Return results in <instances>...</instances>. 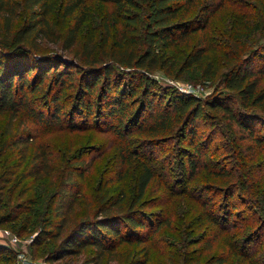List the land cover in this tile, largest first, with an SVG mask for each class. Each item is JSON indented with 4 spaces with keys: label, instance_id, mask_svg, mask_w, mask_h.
I'll return each instance as SVG.
<instances>
[{
    "label": "rangeland",
    "instance_id": "374dc122",
    "mask_svg": "<svg viewBox=\"0 0 264 264\" xmlns=\"http://www.w3.org/2000/svg\"><path fill=\"white\" fill-rule=\"evenodd\" d=\"M134 1L135 7L86 3L97 18L116 14L123 23L128 17L132 22L124 33L134 41L131 47L141 51L149 5ZM195 2L212 11L205 32L212 44L207 60L186 63L197 32L166 50V68L115 65L120 87L132 86L136 93L123 98L113 116L107 117L105 102H99L101 85L92 98V115L77 111L81 101L75 68H67L69 81L58 100L62 118L54 117L50 104L51 74L40 95L28 94L18 109L0 111V228L20 239L17 246L0 245L6 249L0 264H19L21 257L27 264H264V113L243 107L237 93L226 87L231 71L249 68L258 72L264 88V0ZM19 15L12 32L24 20ZM55 22L63 35L66 27ZM101 30L97 21L86 25L69 50L61 41L39 36L26 46L37 57L56 56L76 65L90 55L98 59L97 66H111V39L105 40ZM86 39L91 40L87 53ZM144 76L150 80L153 111L169 114L165 124L154 125V113L145 110ZM187 96L202 102L200 118L192 125L187 119L194 103L181 114L172 106L186 103ZM215 103L221 108L215 109ZM231 111L249 121L255 141L234 123ZM143 164L152 169L153 179L138 198L136 177ZM69 177L78 193L57 238V190ZM128 210L140 214L146 225L139 235L107 242L104 249L87 247L57 256L61 239L79 221Z\"/></svg>",
    "mask_w": 264,
    "mask_h": 264
},
{
    "label": "trees",
    "instance_id": "16d2710c",
    "mask_svg": "<svg viewBox=\"0 0 264 264\" xmlns=\"http://www.w3.org/2000/svg\"><path fill=\"white\" fill-rule=\"evenodd\" d=\"M97 1L112 3L118 7L136 6L134 0ZM195 1L147 0L149 9L139 46L142 50L138 51L131 47L134 41L123 30L131 26L132 21L128 17H126L128 20L123 22L124 24L118 20L116 14L109 15L108 18L102 16L97 18V14L91 9L92 5L87 4L86 0H0V37L3 34V38L0 40V111L18 109L22 102L29 100L28 94L31 96L40 95L48 74H51L48 89L54 90V95L50 104L54 107V117L62 118L63 115H60L62 109L59 107L58 100L63 96L67 87L66 82L69 81L67 68H75L79 74L78 97L81 101L77 111L84 112L86 118L92 115L94 108L92 98L97 87L101 85V90L98 93L99 102H105V106H102L104 114L107 117L113 116L114 108L116 109L117 105H122V99L134 96L136 93L132 86L128 87L129 90L120 87L118 77L120 74L114 70L115 65L148 70L158 67L166 68L165 64L168 60L165 57L166 50L171 49L178 41L187 39L190 34L197 32L199 36L194 43L193 50L186 58V63L187 65L201 64L207 60L212 44L205 32L212 19V11L204 10V6L198 7ZM19 14H22L24 20H22L21 26L12 32L17 18L20 17ZM55 19L60 20L62 27H66L63 35L58 33ZM96 21L102 27L100 33L104 34L105 40L111 39L110 54L107 58L111 61V66H103L104 64L97 66L98 59L90 55L78 59L76 65H73L71 61H62L56 56L37 57L36 52L32 53V49L26 46L27 41L30 43L29 45H32V39L39 36L45 39H55V42L61 41L62 48L69 50L81 36L84 27ZM118 26L121 27L118 29ZM89 43L91 40L86 39L84 47L86 53L87 49L85 48ZM206 64L210 66L209 63ZM173 65L174 63L170 62V66ZM258 75V72L249 68L231 71L226 79V87L237 93L243 107H257L264 113V88L259 87ZM143 79L144 82L142 80L140 82L144 83L145 87L147 100V102L145 101V110L150 114L154 113V125L165 124L169 114L164 111H153V98L148 91L150 80L145 76ZM100 80L102 81L100 82ZM187 97L186 103L178 106L172 104V106H175V111L181 114L188 110L191 103H194L191 115L189 114L187 119V123L192 125L200 118L202 102L192 96ZM207 104L212 106L211 101H207ZM214 106L215 109L221 108L217 103ZM100 109L102 108L100 107ZM34 110L36 111L35 108ZM190 116L195 117L190 120ZM230 116L238 127L248 133L250 139L256 140L251 136L249 121L243 115L234 116L231 111ZM191 133L195 132L192 130ZM192 138H195V135ZM193 148L194 155L199 156V148L197 146ZM188 162L191 165L193 163L190 159ZM152 179V169L145 164L141 165L136 177L138 198L144 196ZM77 193V183L71 177L63 180L57 190L58 200L55 210L59 220L53 224L57 229V238L66 227L67 212H71L73 209ZM112 204L117 203L114 201ZM141 217L136 211L128 210L122 215L107 213L97 220L79 221L61 239L57 256L78 253L87 247L104 249L107 242H124L126 239H130L133 234L139 235L144 231L146 225ZM5 250V247L0 246V256L5 253ZM130 264L141 263L133 261Z\"/></svg>",
    "mask_w": 264,
    "mask_h": 264
},
{
    "label": "built area",
    "instance_id": "2783aa9c",
    "mask_svg": "<svg viewBox=\"0 0 264 264\" xmlns=\"http://www.w3.org/2000/svg\"><path fill=\"white\" fill-rule=\"evenodd\" d=\"M20 239L17 235L11 234L8 230L0 228V245L2 246H17ZM27 258H20L19 264H27Z\"/></svg>",
    "mask_w": 264,
    "mask_h": 264
}]
</instances>
